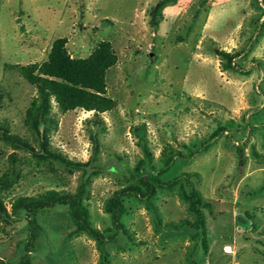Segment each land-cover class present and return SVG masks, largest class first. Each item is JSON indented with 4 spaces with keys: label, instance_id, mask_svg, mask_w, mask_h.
Returning a JSON list of instances; mask_svg holds the SVG:
<instances>
[{
    "label": "rangeland",
    "instance_id": "rangeland-1",
    "mask_svg": "<svg viewBox=\"0 0 264 264\" xmlns=\"http://www.w3.org/2000/svg\"><path fill=\"white\" fill-rule=\"evenodd\" d=\"M59 38L75 59L111 44L114 106L63 113L50 98L56 128L43 141L25 124L37 90L14 67L43 63ZM219 51L237 55L234 69ZM167 157L161 179L189 174L207 204L208 252L181 181L148 203L124 197V232L102 245L76 232L66 206L40 211L29 264H264V0H0L1 259L16 264L28 238L15 199L84 188L90 224L109 235L107 201Z\"/></svg>",
    "mask_w": 264,
    "mask_h": 264
},
{
    "label": "trees",
    "instance_id": "trees-1",
    "mask_svg": "<svg viewBox=\"0 0 264 264\" xmlns=\"http://www.w3.org/2000/svg\"><path fill=\"white\" fill-rule=\"evenodd\" d=\"M65 45L66 39H56L51 45L46 61L41 64L14 67L20 76L28 84L35 86L37 90V98L31 102L26 110L25 124L31 131H35L38 136L41 135L43 141L47 139L51 126L54 129L56 128V123L50 116V98H54L59 110L63 113L81 109L85 112L92 111L99 114L111 110L114 106V101L107 96L105 79L106 72L117 62V56L111 44L106 41L100 42L90 55L83 59L71 58ZM218 55L224 58V68H235L233 59L237 56L236 54L231 55L219 51ZM40 123L45 125L41 133L38 130ZM222 131V128L217 129L210 138L213 139ZM5 139L12 145L30 148L26 141L17 136L6 135ZM208 142L206 141L200 148H207ZM42 146L45 156L69 164L59 154L52 151L47 142H43ZM198 150L200 149H197L196 152ZM191 154L194 155L195 153L191 152ZM172 162V158L167 157L163 162V169L158 171L157 174L140 177L139 184L121 189L107 201L106 211L110 215L112 227L114 228V232L109 235H104L90 224L87 210L82 202L84 188L78 189L73 194L49 191L39 197L15 199L14 209L25 213L28 224V238L24 247V254L16 264H29L30 262V253L34 251L38 236L36 217L40 211L56 205L66 206L70 218L75 224L76 232L84 233L94 239L97 244L102 245L108 240H114L119 232H124L122 224V218L125 214L124 197H132L139 202L148 203L153 199L157 190H170L179 185L181 181L188 185V191L182 196V199L187 204L188 210L194 215L193 223L185 221L181 223L185 225L187 223L194 230H201V246L205 252H208L206 221L203 212L207 204L204 203L198 191L193 187L189 174H183L181 177H176L170 181L161 179V176L169 169ZM74 165L76 166V164ZM0 264L10 263H6L0 258Z\"/></svg>",
    "mask_w": 264,
    "mask_h": 264
},
{
    "label": "bare ground",
    "instance_id": "bare-ground-1",
    "mask_svg": "<svg viewBox=\"0 0 264 264\" xmlns=\"http://www.w3.org/2000/svg\"><path fill=\"white\" fill-rule=\"evenodd\" d=\"M87 113H90V112H87Z\"/></svg>",
    "mask_w": 264,
    "mask_h": 264
}]
</instances>
